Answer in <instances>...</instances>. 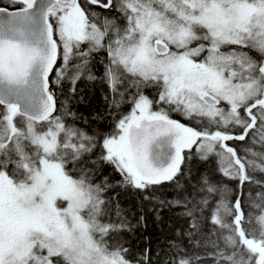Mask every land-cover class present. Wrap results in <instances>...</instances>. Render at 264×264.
Segmentation results:
<instances>
[{"label":"snow or ice","instance_id":"obj_1","mask_svg":"<svg viewBox=\"0 0 264 264\" xmlns=\"http://www.w3.org/2000/svg\"><path fill=\"white\" fill-rule=\"evenodd\" d=\"M105 167L180 210L163 264H264V0H0V264H153Z\"/></svg>","mask_w":264,"mask_h":264},{"label":"trees","instance_id":"obj_2","mask_svg":"<svg viewBox=\"0 0 264 264\" xmlns=\"http://www.w3.org/2000/svg\"><path fill=\"white\" fill-rule=\"evenodd\" d=\"M3 3L8 4V0H3ZM93 71L100 75L103 69L100 65H96ZM77 88V94L68 101L69 107L87 117L92 122V129L104 133L111 131L112 120L107 115V102L104 99L106 88L99 80L90 81L87 79L79 81ZM61 98L63 99V97ZM122 107L127 110L126 105ZM174 118L181 119L179 116ZM195 167L204 171L212 169L214 164L205 165L203 162H198ZM104 175L109 177L112 187L115 189L112 193L114 203L119 204L122 213L126 214V218L131 224V227L120 235V242L131 249L133 257L138 258L145 249H150L153 264L157 260V254L163 264V261L169 258L164 254L169 251V245L176 238V233L185 227L180 210L169 209L165 206L158 212H154L153 204L143 200L137 190L123 186L117 187L120 176L111 168L105 167ZM257 178L261 177L258 175ZM155 195L157 201L170 200L173 198L174 191L171 186L165 184L159 187ZM140 216H144L145 219L138 223Z\"/></svg>","mask_w":264,"mask_h":264}]
</instances>
